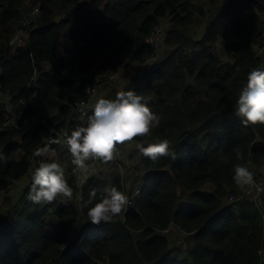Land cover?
Here are the masks:
<instances>
[{"label": "trees", "instance_id": "obj_1", "mask_svg": "<svg viewBox=\"0 0 264 264\" xmlns=\"http://www.w3.org/2000/svg\"><path fill=\"white\" fill-rule=\"evenodd\" d=\"M35 7L25 43L12 45ZM164 21L159 52L147 42ZM132 67L130 81L116 83ZM257 68L264 0H0V100L9 97L0 101V264H263L264 192L252 200L250 184L233 180L241 165L264 181V124H242L234 112ZM98 77L104 98L131 90L160 116L130 142L166 139L169 155L142 153L134 207L93 225L88 209L106 187L125 193L123 178L97 175L79 188L68 146L50 159L34 152L75 127L74 109ZM45 158L63 167L71 198L28 199ZM172 230L185 236L173 240Z\"/></svg>", "mask_w": 264, "mask_h": 264}, {"label": "clouds", "instance_id": "obj_2", "mask_svg": "<svg viewBox=\"0 0 264 264\" xmlns=\"http://www.w3.org/2000/svg\"><path fill=\"white\" fill-rule=\"evenodd\" d=\"M143 97L134 91L118 92L115 98H100L96 101L92 114L87 117V126L78 125L66 138L69 152L73 156L74 171L84 173L88 170L86 161L89 158L113 159L116 144L133 141L143 137L152 129L159 127L160 116L154 113ZM235 115L241 118L242 124H264V70L252 69L247 76V83L240 91L234 105ZM140 146V142L136 141ZM169 141L140 147L141 152L155 161L169 155ZM48 147L38 148L35 156L47 154ZM2 158V157H0ZM234 182L240 187L253 181V174L241 165L235 167ZM73 189L65 179L63 167L58 162L41 161L32 172V186L28 199L34 203L52 202L58 196L71 198ZM97 192L90 193L95 198ZM129 203L126 193L116 186L103 189L102 198L88 209V217L93 225L102 221H112Z\"/></svg>", "mask_w": 264, "mask_h": 264}, {"label": "built area", "instance_id": "obj_3", "mask_svg": "<svg viewBox=\"0 0 264 264\" xmlns=\"http://www.w3.org/2000/svg\"><path fill=\"white\" fill-rule=\"evenodd\" d=\"M39 13V9L38 8H33L30 10V12L24 17V19L21 22V29L18 30V32L16 33V36L14 37V39L12 40L11 44L12 45H17L18 47H20L22 45V43H25V38L28 34V29L31 27L32 22H31V18L37 16ZM30 18V19H29ZM163 32L164 29L161 27V24H158L155 26L154 31L151 35V37L148 40V44L149 45H153V47L157 48L159 47V43L156 42L155 40V34L156 32ZM115 76H112L111 79H114ZM102 78L98 77L95 79L94 83L91 84V86L88 88V94H89V99L88 101L85 102H81L79 104L76 105L75 109H74V114L77 117V123L75 125V127L73 129H66L60 133L55 134L53 137L49 138L46 141V145L49 149V151L52 154H55L57 149H64L65 147H67L66 144V138L71 135L72 131L78 126V125H83V126H87V117L88 115L92 114V110L94 108V105L96 103V101L100 98H104L102 92H101V88H102ZM9 100L8 95L6 94L2 100H0L1 102H7ZM8 110H11V106H8L7 108ZM18 117H14L13 118V124L14 126L16 125L15 121L16 119H18ZM119 153L118 151L114 152V156ZM97 162L94 163L98 164L100 162L99 158H89L86 161V164L88 166H90V163L92 160H97ZM46 161V160H45ZM105 161V160H104ZM111 161V160H110ZM105 162H109V161H105ZM115 163L117 165H119V162L115 160ZM92 168V167H91ZM89 167L88 170L85 173V175L87 174V177L84 178H89V177H93V173H89ZM123 178V182H124V187H125V193L127 194V196L129 197V203L126 207V210H128L129 208H133L135 205V201H136V195L131 194L130 190L126 187L127 184L125 183L124 177L121 176ZM130 184V183H129ZM139 193V189H136V194ZM231 200H233V198H231ZM230 200V203H232V201ZM0 209H1V205H0ZM125 210V212H126Z\"/></svg>", "mask_w": 264, "mask_h": 264}, {"label": "rangeland", "instance_id": "obj_4", "mask_svg": "<svg viewBox=\"0 0 264 264\" xmlns=\"http://www.w3.org/2000/svg\"><path fill=\"white\" fill-rule=\"evenodd\" d=\"M161 27L165 30L163 32H161V30H160V32L157 31L155 34V40L160 45L157 49V50H159V52H161V49H162L161 48V42H162L163 38L165 37V33L167 31L166 29L168 27V21H164V23H161ZM218 52L221 53L220 50ZM221 58L224 61H228L230 59L225 54ZM135 74H136V68L132 67L126 74L125 73L121 74L119 76V78L116 80V83H119L120 86L125 85L126 83H128L130 81L129 79ZM106 94H107L106 90L103 91V95L106 96ZM126 143H128V144H126ZM48 152H50V151H48ZM118 152L119 153H117L115 156H113V159L111 161H109L106 165H104L102 161H100L98 164L94 165V163L97 162L98 159L92 160L90 163V166H89V170H90L89 173L94 172L92 176L96 177L97 175H99L102 178L108 177L111 173H117L120 176L124 177L125 183L127 184L126 187L128 189L133 188L134 185H132V183H130V182H132L133 178L137 176V171H136L135 167H139L136 165H138V161L142 155V152H141L140 148H138V145H136L135 143H132L130 141L124 142L121 145V148ZM51 157H49V158H51ZM115 160L119 162V165H117L115 163ZM75 175H76L78 187L79 188L83 187L85 182L88 180V178H84V177H87L88 175L87 174L85 175V173H81L80 171H75ZM23 186H24V181L21 182L18 186H16L15 191L17 192V191L22 190ZM248 197L251 198L252 196L248 195ZM76 203H77V207L80 210L81 209V204H80L81 199L79 198ZM6 208H7V206H5L2 211L6 210ZM184 236L185 235L181 234L178 230H174V231L172 230L173 240L180 241ZM263 264H264V261H263Z\"/></svg>", "mask_w": 264, "mask_h": 264}, {"label": "bare ground", "instance_id": "obj_5", "mask_svg": "<svg viewBox=\"0 0 264 264\" xmlns=\"http://www.w3.org/2000/svg\"><path fill=\"white\" fill-rule=\"evenodd\" d=\"M75 116V114H74ZM76 117V116H75ZM66 148V147H65ZM46 160V158H45ZM108 163V162H107ZM94 177V176H93ZM92 178V177H89ZM88 178V179H89ZM264 192V181H252V183L250 184V186L247 188V192H246V196L248 197V195L252 196L250 199L255 200ZM136 194V192H135ZM139 194V193H138ZM136 194V195H138ZM249 198V197H248ZM241 200V198H239L237 201L239 202ZM261 255H264V251H262L260 253Z\"/></svg>", "mask_w": 264, "mask_h": 264}, {"label": "crops", "instance_id": "obj_6", "mask_svg": "<svg viewBox=\"0 0 264 264\" xmlns=\"http://www.w3.org/2000/svg\"><path fill=\"white\" fill-rule=\"evenodd\" d=\"M126 144H128V143H126ZM137 145V144H136ZM141 147V146H140ZM139 146H138V148H140ZM53 154L51 153V152H48L47 154H45L44 156L45 157H51ZM50 159V158H49Z\"/></svg>", "mask_w": 264, "mask_h": 264}]
</instances>
